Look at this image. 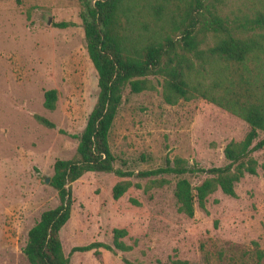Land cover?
<instances>
[{
    "label": "rangeland",
    "instance_id": "374dc122",
    "mask_svg": "<svg viewBox=\"0 0 264 264\" xmlns=\"http://www.w3.org/2000/svg\"><path fill=\"white\" fill-rule=\"evenodd\" d=\"M93 3L0 0V264H28L21 252L27 231L58 204L44 180L55 160L74 154L77 141L71 136L81 132L95 103L97 75L80 19L84 6ZM239 4L225 0L223 11ZM149 79L151 91L124 88L107 136L113 168L127 175L86 172L70 184L69 218L58 234L68 264H205L204 258L209 264H264L256 258L264 253V147L252 153L256 174L235 184L234 197L217 190L191 218L177 213L175 182L186 179L193 188L208 175L140 178L138 172L161 168L173 157L196 168L222 166L223 147L243 139L248 126L200 98L166 105L160 79ZM47 90L56 92L52 111L43 107ZM160 179L161 186L152 182ZM119 181L130 187L112 200ZM113 229L125 230L119 241L128 251L113 248ZM92 242L112 249L99 248L98 256L70 251Z\"/></svg>",
    "mask_w": 264,
    "mask_h": 264
},
{
    "label": "trees",
    "instance_id": "16d2710c",
    "mask_svg": "<svg viewBox=\"0 0 264 264\" xmlns=\"http://www.w3.org/2000/svg\"><path fill=\"white\" fill-rule=\"evenodd\" d=\"M239 1L227 12L225 0H94L92 6H84L80 19L85 51L97 75V95L83 129L71 136L77 141L74 154L52 165L48 185L55 190L58 204L43 211L27 231L21 252L28 264H68L58 234L69 218L72 182L86 172L127 175L113 168L107 136L124 88L133 94L151 91L149 77L160 79L166 105L200 98L248 126L243 139L223 147L222 166L196 168L173 157L161 168L138 172L140 178L208 175L193 188L186 179L175 182L177 213L191 218L194 208L203 209L207 197L217 190L234 197L235 184L244 175L256 174L258 164L252 153L264 147V136L256 140L259 133L264 135V0ZM55 100V90L43 93L46 110L54 109ZM35 119L53 128L46 119ZM260 168L264 170V163ZM152 182L161 186L164 180ZM129 187L128 181L116 182L112 200ZM125 234L123 229L111 231L113 248L130 249L119 241ZM99 248L112 249L92 242L70 251H92L98 256ZM256 258L264 260V253L256 252ZM204 262L209 264L207 258Z\"/></svg>",
    "mask_w": 264,
    "mask_h": 264
},
{
    "label": "water",
    "instance_id": "95a60500",
    "mask_svg": "<svg viewBox=\"0 0 264 264\" xmlns=\"http://www.w3.org/2000/svg\"><path fill=\"white\" fill-rule=\"evenodd\" d=\"M44 182H45V183H48V178H45Z\"/></svg>",
    "mask_w": 264,
    "mask_h": 264
}]
</instances>
